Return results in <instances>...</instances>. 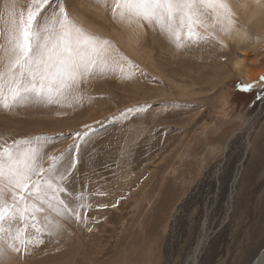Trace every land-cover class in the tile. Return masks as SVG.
<instances>
[{"label": "rangeland", "instance_id": "1", "mask_svg": "<svg viewBox=\"0 0 264 264\" xmlns=\"http://www.w3.org/2000/svg\"><path fill=\"white\" fill-rule=\"evenodd\" d=\"M63 2L125 71L81 83L79 100L0 108V145L40 137L45 167L80 134L68 188L92 205L2 264H254L264 250V0H228L231 30L187 46L114 20L115 0ZM30 3L17 0L18 11Z\"/></svg>", "mask_w": 264, "mask_h": 264}, {"label": "snow or ice", "instance_id": "2", "mask_svg": "<svg viewBox=\"0 0 264 264\" xmlns=\"http://www.w3.org/2000/svg\"><path fill=\"white\" fill-rule=\"evenodd\" d=\"M4 14L0 17V108L61 105L69 97L79 100L81 83L117 68L125 71L111 51L110 41L78 24L63 0H31L26 14L18 11L17 0H5ZM233 15L228 0H115L112 8L114 20L140 26L146 23L178 46L214 37L210 29L230 31L235 24ZM134 67L128 64V69ZM260 80L264 83V76ZM253 86L244 87L250 90ZM76 137L69 149L47 155L46 167L40 137L0 145V264L9 252L20 253L42 244L44 235H58L63 230V221L82 222V215L86 217L91 210L83 193L74 195L68 188L79 163L80 134ZM72 152L76 156L65 163Z\"/></svg>", "mask_w": 264, "mask_h": 264}, {"label": "bare ground", "instance_id": "3", "mask_svg": "<svg viewBox=\"0 0 264 264\" xmlns=\"http://www.w3.org/2000/svg\"><path fill=\"white\" fill-rule=\"evenodd\" d=\"M258 6H259V5H258ZM258 6H257V7H258ZM260 6H261V5H260ZM258 8H259V7H258ZM260 8H261V7H260ZM248 38H249V37H248ZM235 65H236L237 67H239L238 65H240V62H236ZM256 77H257V76H255V75L252 74V75L249 77V79H250V80H253V79H256ZM201 248H202V243H201V242L197 243L196 246H195V248H194V250H193V252L191 253V255H190L189 258H188V262H192V263H194V262L197 260V258H198V256H199V253H200V251H201ZM254 264H264V250L260 253L258 259L256 260V262H255Z\"/></svg>", "mask_w": 264, "mask_h": 264}]
</instances>
